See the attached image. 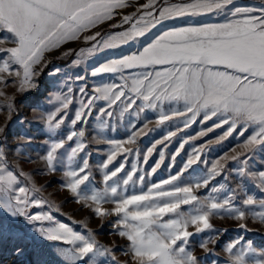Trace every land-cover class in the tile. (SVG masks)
Returning <instances> with one entry per match:
<instances>
[{
	"label": "snow or ice",
	"instance_id": "obj_1",
	"mask_svg": "<svg viewBox=\"0 0 264 264\" xmlns=\"http://www.w3.org/2000/svg\"><path fill=\"white\" fill-rule=\"evenodd\" d=\"M126 7H129L128 0H0V45L6 42L11 44L10 47L0 46V54H3V59H0V84L12 83L17 86L18 92L35 87L36 68L45 61L46 53L59 49L69 41L80 39L82 34L112 20L118 14L117 9ZM210 13H230V18L221 23L189 25L164 31L141 50L108 61L91 73L97 76L119 72L122 83L96 87L92 95L87 94L85 87L79 89L82 98L71 120L72 126L78 121L83 122L96 101H104L107 107L100 108V112L111 116L109 109L117 102L132 108L140 100V111L145 107L156 108L165 102L182 104L183 111L172 109L171 114L161 111L156 121L158 124L174 117H185L184 127L187 128L201 113V123L216 117L220 122L214 127L228 125L220 140L238 126L242 129L241 135L249 128L253 129L252 134L240 145L243 152L233 156L225 154L212 164L206 178L194 184L178 186L175 182L181 180L185 169L199 160L200 150L193 151L180 173L152 184L146 192L123 194L114 178L124 169V164L114 171H108V166L118 151H132L125 148L124 144L135 143V132L127 141H108L112 150L101 165L104 170L102 189L86 190V182L89 181V163L86 158H82V165L70 167L64 173V187L77 197L78 202H85V206L92 207L94 214L99 217H118L115 227L119 236L128 241L126 255H130L132 264H199L198 257L188 248L189 238L212 229L210 217L213 215H227L237 221L251 217L264 223V171L249 172L246 155L258 146L264 148V5L253 9L235 7L233 0H181L179 3L164 0L163 6H160L158 0H147L136 12L122 16L123 23L131 22L128 30L108 35L102 43L97 40L101 36L99 31L83 35L85 41L94 43L88 49H80L78 59L74 61V64H80L97 51L117 48L145 37L146 33L165 20ZM125 70L130 73L127 77L123 75ZM55 71L59 72V69ZM3 95L5 93L0 90V96ZM12 99L9 97V101ZM55 101V110L47 113L45 120L53 138L46 155L41 157L52 171L56 170V164L62 162L65 155L71 165L86 147L79 139L84 136L83 130L71 131L66 138H56L57 129L68 115L67 109L72 98L56 93ZM7 107L9 112L13 110L11 102ZM205 134L200 133L201 136ZM174 135L175 132H169L164 140ZM74 138L75 146L67 144ZM155 147L153 145L147 149L145 163ZM183 147L182 143L180 149ZM241 156L245 158L240 161L242 167L238 171L241 176L259 181L261 198L247 195L237 206L233 203L235 190H229L223 198L215 194L219 192L218 189H213L203 200L195 195L194 187H207L210 179L222 173L226 165L221 161L238 160ZM160 159H164L163 152L160 153ZM158 167L159 163L152 172ZM135 172L133 166V171L123 180L124 185L132 180ZM24 175L9 169L4 152L0 149V210L8 217V220L0 218V239L6 236L12 238L14 218L23 216L29 221L53 220L50 213L27 214L26 209L30 204L40 206L42 201L29 199V191L39 189L30 190L22 186L20 176ZM105 203H111L114 207H102ZM182 206H189V210L183 211ZM189 226H194L195 232L189 231ZM240 227L246 228V225L241 224ZM37 231L48 241L62 242L68 246L58 250L62 264H101L99 258L111 252L110 248L95 239L90 229L85 235L57 221L55 227H40ZM242 240L241 237L227 245V264H264V249L257 251L251 242L242 244ZM207 243L204 241L200 244L205 251ZM15 251L17 255L24 254L22 247L18 246ZM35 264H48V261L37 259Z\"/></svg>",
	"mask_w": 264,
	"mask_h": 264
},
{
	"label": "rangeland",
	"instance_id": "obj_2",
	"mask_svg": "<svg viewBox=\"0 0 264 264\" xmlns=\"http://www.w3.org/2000/svg\"><path fill=\"white\" fill-rule=\"evenodd\" d=\"M128 2L129 7L117 9L118 14L114 15L112 20L105 21L88 33L82 34L80 39L69 41L59 49L46 53L45 61L36 68L38 74L34 77L35 87L25 92H18L17 86L12 83L0 84V90L5 93L0 96V129H3L0 131V149L4 152L10 170L17 174L21 172L25 174L20 176L21 185L30 190L39 189V191H29L28 195L30 200L38 199L42 201V204L40 206L30 204L26 209L27 214L50 213L53 217L51 221H29L23 216L14 218L12 238L6 236L0 239V264H35L37 259L46 260L48 264H62V258L57 253L59 248L68 246L62 242L48 241L37 231L40 227H55L57 221L68 224L75 231L85 235L90 229L100 244L110 248L111 252L106 257L99 258L101 264H132L130 255H126L128 241L119 236L115 227L118 217L115 215L99 217L94 214L92 207H86L83 201L78 202L77 197L64 187L66 182L64 173L70 167L76 168L82 165V158H86L89 163V181L86 182L88 186L86 190L102 189L104 170L101 165L112 150V145L108 141H127L135 132V143L124 144L125 148L132 151L127 153L118 151L115 159L108 166V171H114L124 164V169L114 178L123 194L146 192L152 184H158L180 173L193 151L200 150L199 160L185 169L181 180L175 182L178 186L194 184L197 180L202 181L206 178L212 164L225 154L233 156L243 152L240 145L252 134L253 129L249 128L241 135L242 129L238 126L225 139L220 140L219 138L227 131L228 125L214 127L220 122L216 117L201 123L203 113L199 114L187 128L184 127L185 117H174L170 121L158 124L156 121L161 111L167 114H171L172 109L183 111L182 104L165 102L156 108L145 107L143 111H140L142 105L140 100H137L132 108H127L125 103L117 102L109 109L112 112L111 116L100 112V108L107 107L106 103L96 101L83 122L78 121L75 126L71 125V120L74 119L75 111L82 98L79 91L81 87H85L87 94L92 95L96 87L122 83L119 72L92 76L91 73L96 67L141 50L147 43L171 28L221 23L230 18V13L228 15L210 13L203 16H183L165 20L146 33L145 37L117 48L97 51L83 59L80 64H74L80 49H88L94 43V41H85L82 38L83 35H92L99 31L101 36L97 37V40L102 43L106 36L128 30L131 22L123 23L122 16L136 12V9L147 0H128ZM179 2L181 0H168V3ZM158 3L163 6L164 0H158ZM233 5L259 9L264 5V0H233ZM113 25L117 26L113 27ZM0 46L10 47L11 44L6 42ZM69 50H72L70 54L64 55ZM0 59H3V54H0ZM56 69H59V72H56ZM129 74L128 70L123 73L125 77ZM78 77L84 79H78ZM56 93L70 95L72 98V103L67 109L68 115L65 122L57 129L56 138H66L71 131L83 130L84 136L79 139L86 147L71 165L65 155L62 162L56 164V170L52 171L48 169L41 157L46 155L50 140L53 138L45 120L47 113L54 111L57 106ZM9 97L13 99L9 101ZM9 102L13 104L11 112L7 107ZM209 128L213 130L208 131ZM169 132H175L176 135L165 141L164 137ZM201 132L206 134L201 136ZM75 139L67 144L75 146ZM182 143L184 147L180 149ZM153 145L156 147L145 163L144 156L148 154L147 149ZM178 149L180 150L177 154ZM161 152L164 153L163 160L160 159ZM246 155L249 172L264 171V148L258 146L255 151ZM244 158L241 156L238 160L221 161L226 165L222 173L210 179L207 187L201 186L199 189L194 187L195 195L203 200L213 189H218L219 192L215 194L223 198L229 190H235L236 198L233 203L237 206H240L247 195L261 198L259 181L248 176H241L238 171L242 167L240 161ZM157 163L159 167L152 172ZM133 166L136 172L132 180L124 185L123 180L127 179L128 173L133 171ZM141 176L144 177L143 180L140 179ZM102 207L111 209L114 205L105 203ZM182 210L187 212L189 206H182ZM0 218L8 220L2 210H0ZM210 222L212 229L189 238L188 248L198 257L199 264H227L228 253L225 251L227 245L241 237L242 244L251 242L257 251L264 249V223L259 219L254 220L248 217L244 221H237L227 215H213L210 217ZM241 224H245L246 228H241ZM188 230L195 232V227L189 226ZM17 236L20 237L19 240L16 239ZM204 241H208L207 251L200 247ZM18 246L23 248V255L16 254L15 250ZM37 253H40L39 257Z\"/></svg>",
	"mask_w": 264,
	"mask_h": 264
}]
</instances>
